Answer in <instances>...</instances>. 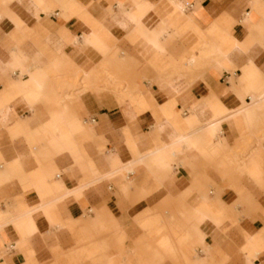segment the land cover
<instances>
[{"label":"crops","instance_id":"obj_1","mask_svg":"<svg viewBox=\"0 0 264 264\" xmlns=\"http://www.w3.org/2000/svg\"><path fill=\"white\" fill-rule=\"evenodd\" d=\"M263 92L264 0H0V264H264Z\"/></svg>","mask_w":264,"mask_h":264},{"label":"rangeland","instance_id":"obj_2","mask_svg":"<svg viewBox=\"0 0 264 264\" xmlns=\"http://www.w3.org/2000/svg\"><path fill=\"white\" fill-rule=\"evenodd\" d=\"M128 75H131V72H126V71L122 72L121 71L120 74L118 75V78H120L123 81V83H124V85L126 87L128 86V80H129V76ZM65 77L66 78L63 80V82H58L57 83L56 90H57V92L60 93V95L65 93V92H68V91L71 93L72 90L79 88L78 80L80 78V75H77V79L76 80H73V74L72 75L71 74H67ZM63 85H66V87L68 89H65V88L61 89V86H63ZM101 91H110L111 92L112 89L109 86H107L105 89H103ZM101 91H99L97 93H100ZM65 104H66V102H65ZM262 133H263V131H260L259 133H256L253 136H249L248 138H247V135L244 136L245 137L244 143H241L239 146H237L233 150V152L230 154L229 157L231 159H234V158L243 159L244 157H247V154H249L251 152V149H253L252 146L257 143V140L262 135ZM243 172H245L244 169H242V172H238L237 173V176H238L239 179L244 178ZM209 185L211 186V184H209ZM206 189L209 190L208 186H206ZM263 189L264 188H261V190H263ZM247 203H248V199H245V201L241 200L239 203H237V205L238 206H243V205H247ZM233 207H237V206H233ZM164 210H166V209H164ZM166 211L168 213L172 214V212L170 210L167 209ZM92 212H93V214L97 213L94 210H92ZM84 215L88 216L87 212H85ZM142 228L144 230H147V228H145V227H142ZM155 236H158V235L155 234Z\"/></svg>","mask_w":264,"mask_h":264},{"label":"bare ground","instance_id":"obj_3","mask_svg":"<svg viewBox=\"0 0 264 264\" xmlns=\"http://www.w3.org/2000/svg\"><path fill=\"white\" fill-rule=\"evenodd\" d=\"M35 5V4H34ZM36 6V5H35ZM94 38V37H93ZM225 52L223 51V50H219V56L222 58L223 57V54H224ZM221 62H223V60L221 61ZM253 107H254V109H255V111H260L261 110V108L262 107H264V92L263 93H261L259 96H258V99L256 100V102L253 104ZM235 113V112H234ZM237 113H238V111H237ZM233 114V113H232ZM231 115V114H230ZM230 115H228L229 117H230ZM236 115V114H235ZM227 117V116H226ZM228 117V118H229ZM222 118H224V117H221V118H218V119H222ZM218 119H217V121H218ZM225 120V119H224ZM222 122H223V119H222ZM219 124V126H220V123H218Z\"/></svg>","mask_w":264,"mask_h":264}]
</instances>
